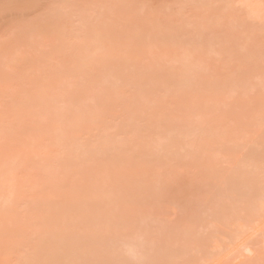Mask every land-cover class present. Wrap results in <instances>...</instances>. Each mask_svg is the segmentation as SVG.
<instances>
[{
    "label": "bare ground",
    "instance_id": "6f19581e",
    "mask_svg": "<svg viewBox=\"0 0 264 264\" xmlns=\"http://www.w3.org/2000/svg\"><path fill=\"white\" fill-rule=\"evenodd\" d=\"M264 264V0H0V264Z\"/></svg>",
    "mask_w": 264,
    "mask_h": 264
},
{
    "label": "snow or ice",
    "instance_id": "6c2138e0",
    "mask_svg": "<svg viewBox=\"0 0 264 264\" xmlns=\"http://www.w3.org/2000/svg\"><path fill=\"white\" fill-rule=\"evenodd\" d=\"M114 264H133V262L117 261V262H114ZM134 264H149V262L148 261H136V262H134Z\"/></svg>",
    "mask_w": 264,
    "mask_h": 264
}]
</instances>
